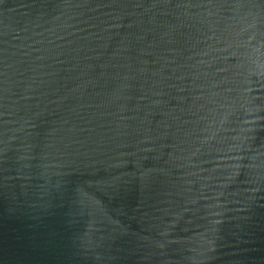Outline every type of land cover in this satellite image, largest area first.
Here are the masks:
<instances>
[{"label":"water","instance_id":"water-1","mask_svg":"<svg viewBox=\"0 0 264 264\" xmlns=\"http://www.w3.org/2000/svg\"><path fill=\"white\" fill-rule=\"evenodd\" d=\"M0 264H264V0H0Z\"/></svg>","mask_w":264,"mask_h":264}]
</instances>
